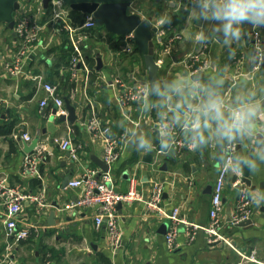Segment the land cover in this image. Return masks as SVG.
Listing matches in <instances>:
<instances>
[{"label":"crops","instance_id":"crops-1","mask_svg":"<svg viewBox=\"0 0 264 264\" xmlns=\"http://www.w3.org/2000/svg\"><path fill=\"white\" fill-rule=\"evenodd\" d=\"M16 1L19 8L10 11L12 27L8 20H0V264H264V204L257 206L253 202L264 193V171L248 174V184L243 175L228 171L218 228L222 238L214 239L205 231L219 166L214 148L203 156L186 147L180 153L165 155L158 151L157 144L156 151L146 154L130 149L124 139L133 126L154 142L157 132L154 115L141 117L137 101L123 104L119 99L121 87L117 79L134 84L148 77L143 53L133 36L116 35L97 21L94 27L70 32L62 27L61 20L52 19L53 0L46 5L43 0ZM39 1L41 8L37 9ZM61 7L72 28L87 15L81 16L64 3ZM127 11L147 19L151 29L163 27V40L174 33L179 35L171 42L168 53L154 36L157 76L215 71L229 63L231 80L256 81L257 86L264 81V68L250 73L246 65L245 53L252 48L250 37L244 38L245 46L233 45L236 57L232 61H228V50L222 44L193 42L199 28L210 25L196 20L191 3L175 0L172 6L170 0H130ZM164 13L171 16V23H161ZM22 17L28 18L35 35L15 77L7 64L22 41L14 29ZM243 27L249 33L253 29L249 24ZM259 31L264 43V27ZM73 41L85 65L72 70L69 61L74 53ZM201 48L205 65L201 69L188 66V56ZM88 56L94 59V69L86 63ZM44 83L56 86L64 102V114H57L52 100L40 105L47 95ZM66 101L75 104V118L71 121L60 118L68 114ZM92 115L99 119L100 126L108 125L110 134L118 140L120 154L109 167L115 190L133 188L139 195L116 206L120 233L116 247L110 245L104 223L95 224L93 208L71 205L81 188L71 187L68 182L83 175L87 168L103 171L97 162L103 160V141L88 127ZM125 128L128 131L123 132ZM23 133L30 138L24 140ZM65 138L70 139L75 158L60 147L59 141ZM26 156L31 162H24ZM24 165H33L34 172L25 171ZM156 180L164 186L159 210L148 206ZM238 184L246 187V195L253 200L248 197L249 214L240 221L245 222L232 224L229 219L239 194ZM7 189L26 195L16 223L28 235L19 240L4 234ZM175 207L184 222L179 224L176 246L169 248L165 232L171 221L166 213ZM250 254L254 259L246 258Z\"/></svg>","mask_w":264,"mask_h":264},{"label":"clouds","instance_id":"clouds-1","mask_svg":"<svg viewBox=\"0 0 264 264\" xmlns=\"http://www.w3.org/2000/svg\"><path fill=\"white\" fill-rule=\"evenodd\" d=\"M170 3L175 6V0ZM191 4L196 20L210 25L201 26L193 42L224 45L228 61L236 57L233 45L245 46L244 38L251 36L244 24L264 27V0H191ZM161 23H171V16L164 13ZM245 56L250 73L264 68L259 39ZM229 69L227 63L215 71H184L169 77L157 76L154 66L149 68L138 90L137 111L141 117L154 115L155 142L133 126L130 131L122 129L128 131L124 137L128 147L150 154L158 144L161 154L172 155L179 138L184 147L202 156L214 148L215 161L228 165L232 174L264 171V81L260 86L247 79L233 81ZM253 202L264 204V193Z\"/></svg>","mask_w":264,"mask_h":264},{"label":"built area","instance_id":"built-area-1","mask_svg":"<svg viewBox=\"0 0 264 264\" xmlns=\"http://www.w3.org/2000/svg\"><path fill=\"white\" fill-rule=\"evenodd\" d=\"M54 7L52 8V19L57 21L61 20L63 22L62 27H65L70 32H73L76 29H88L94 27L96 24L95 19L90 14L85 15V19L75 28H72L66 19V11L61 7L62 2L60 0H53ZM188 3H191V0H184ZM40 3V4H39ZM39 8H41V2L39 1ZM37 7V9H39ZM15 32L22 38V41L13 54L10 62L7 64L8 71L11 75L17 76L21 67L22 57L29 52L30 41L33 39L35 33L30 31V23L27 17L20 18L19 21L15 24ZM250 42L253 46L257 39L260 43L264 45L263 39L261 37L259 29H252L250 32ZM165 29L155 28L153 37L155 36V41L163 47V50L168 53L170 50V44L176 38L179 37L178 34L174 33L169 36L166 40H163L165 36ZM128 37L132 38V34H127ZM162 37V39H160ZM74 47V53L70 57V67L73 70L76 66L84 64L83 56L78 48L76 42H72ZM204 50L198 49L194 53L188 56V66H195L197 69H201L205 65L204 59ZM156 61V59H155ZM198 63V66H196ZM85 65V64H84ZM121 92L119 99L123 104L138 101V90L142 83L130 84L127 81L117 79ZM44 90L47 92V95L40 100V105L45 106L48 104V100L52 102L57 107V114H64V102L62 98L57 93V88L51 83L43 84ZM88 127L94 135L100 137L103 141V152L102 158L103 161L107 164V170L97 171L92 168H87L86 171L78 178L71 179L68 184L71 187L81 188L80 195L71 203L72 206L76 207H89L93 208L94 213V222L97 226L101 223H104L106 228V236L109 240L110 245L116 247L119 244V229H118V214L116 206L119 202H128L139 197L138 193L133 189L129 188L125 192H118L115 190L114 185L112 184V179L109 173L110 165L116 161L119 157L118 150V140L115 136L110 134V127L108 125L100 126L99 119L92 115L88 119ZM24 140H28L30 136L26 133L22 134ZM57 140V139H56ZM60 147L64 150H69L71 157L75 158L74 147L69 138H65L59 141ZM185 147L182 142L177 140V147L175 152L180 153ZM24 162H31L28 156L25 157ZM24 170L29 171L30 173L34 172L33 165H24ZM228 165L219 164L218 170L213 182L211 198H210V208H209V224L205 227V231L209 235L213 236L214 239H220L222 236L218 233V228L221 225L220 212L222 210V195L228 173ZM240 185H242L240 187ZM239 194L235 204V208L232 214H230V222L236 224L242 219L246 218L249 214L248 204L249 199L246 195L245 186L243 184H238ZM163 183L161 181H154L152 184L151 195L148 201V206L152 208H157L158 203L161 201L163 195ZM8 198L5 201V216L3 218L4 234L7 238L14 240H19L28 235L26 229H20L17 227V217L21 211V201L26 196L15 189H7ZM170 219V226L165 232L166 244L169 248H174L176 246L175 236L179 229V224L184 222L182 218L178 215V208H173L170 212L166 213ZM194 236V230L189 232V238L192 239ZM249 256V257H248ZM247 259H254L253 255H247ZM8 264H14L10 261Z\"/></svg>","mask_w":264,"mask_h":264},{"label":"water","instance_id":"water-1","mask_svg":"<svg viewBox=\"0 0 264 264\" xmlns=\"http://www.w3.org/2000/svg\"><path fill=\"white\" fill-rule=\"evenodd\" d=\"M49 0H43L46 5ZM62 3L67 4L71 9L79 11L81 16L90 14L93 16L98 24L104 25L106 29L116 35H124L131 33L133 35V41L137 47L142 51L144 64L149 74V68L156 69V75L158 71V65L156 64L155 49L153 42V33L155 28L149 27V21L142 19L137 13H129L127 8L130 5V0H60ZM18 9L19 4L16 0H0V20L6 19L9 21V26L12 27L14 20L10 18V11L12 9ZM66 109L68 111L67 116L61 115V119L73 120L74 115V103L65 102ZM103 170H107V164L101 159L97 160ZM248 173L245 172L243 180L248 184ZM120 205V202L117 206ZM245 221L240 222V224Z\"/></svg>","mask_w":264,"mask_h":264},{"label":"trees","instance_id":"trees-1","mask_svg":"<svg viewBox=\"0 0 264 264\" xmlns=\"http://www.w3.org/2000/svg\"><path fill=\"white\" fill-rule=\"evenodd\" d=\"M93 57H91V56H88L87 58H86V63H87V65L89 66V68H91V69H94V63H93ZM94 77V75L93 76H91L90 78H93Z\"/></svg>","mask_w":264,"mask_h":264},{"label":"rangeland","instance_id":"rangeland-1","mask_svg":"<svg viewBox=\"0 0 264 264\" xmlns=\"http://www.w3.org/2000/svg\"><path fill=\"white\" fill-rule=\"evenodd\" d=\"M40 9V8H39Z\"/></svg>","mask_w":264,"mask_h":264}]
</instances>
